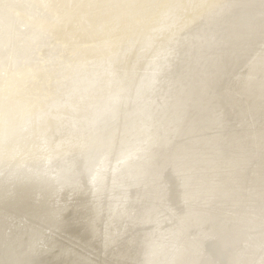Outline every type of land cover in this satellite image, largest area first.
Masks as SVG:
<instances>
[{"label": "bare ground", "instance_id": "bare-ground-1", "mask_svg": "<svg viewBox=\"0 0 264 264\" xmlns=\"http://www.w3.org/2000/svg\"><path fill=\"white\" fill-rule=\"evenodd\" d=\"M220 256L264 264V0H0V264Z\"/></svg>", "mask_w": 264, "mask_h": 264}, {"label": "rangeland", "instance_id": "rangeland-1", "mask_svg": "<svg viewBox=\"0 0 264 264\" xmlns=\"http://www.w3.org/2000/svg\"><path fill=\"white\" fill-rule=\"evenodd\" d=\"M23 29V28H22ZM6 71H2V76H5ZM217 245L211 246L210 244H206V252L209 253L210 255H216L217 254ZM221 257V256H220ZM220 257H219V264H223L220 262Z\"/></svg>", "mask_w": 264, "mask_h": 264}, {"label": "water", "instance_id": "water-1", "mask_svg": "<svg viewBox=\"0 0 264 264\" xmlns=\"http://www.w3.org/2000/svg\"><path fill=\"white\" fill-rule=\"evenodd\" d=\"M206 244H210L211 246H214V245H216V244H214V242L212 241L211 242V240L210 241H208V242H206ZM220 262H224V256H222V257H220Z\"/></svg>", "mask_w": 264, "mask_h": 264}]
</instances>
